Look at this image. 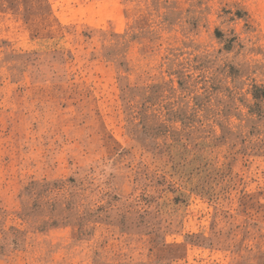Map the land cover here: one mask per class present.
I'll return each mask as SVG.
<instances>
[{
    "label": "rangeland",
    "instance_id": "rangeland-1",
    "mask_svg": "<svg viewBox=\"0 0 264 264\" xmlns=\"http://www.w3.org/2000/svg\"><path fill=\"white\" fill-rule=\"evenodd\" d=\"M0 264H264V0H0Z\"/></svg>",
    "mask_w": 264,
    "mask_h": 264
}]
</instances>
